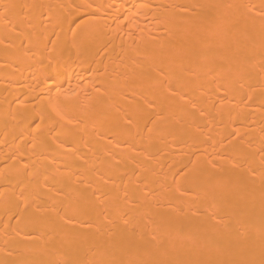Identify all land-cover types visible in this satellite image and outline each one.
I'll list each match as a JSON object with an SVG mask.
<instances>
[{
	"label": "bare ground",
	"instance_id": "6f19581e",
	"mask_svg": "<svg viewBox=\"0 0 264 264\" xmlns=\"http://www.w3.org/2000/svg\"><path fill=\"white\" fill-rule=\"evenodd\" d=\"M0 264H264V0H0Z\"/></svg>",
	"mask_w": 264,
	"mask_h": 264
}]
</instances>
